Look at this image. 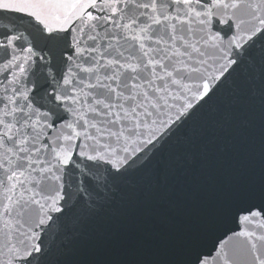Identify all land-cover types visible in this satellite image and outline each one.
<instances>
[{
	"label": "snow or ice",
	"instance_id": "6c2138e0",
	"mask_svg": "<svg viewBox=\"0 0 264 264\" xmlns=\"http://www.w3.org/2000/svg\"><path fill=\"white\" fill-rule=\"evenodd\" d=\"M0 264H264V0H0Z\"/></svg>",
	"mask_w": 264,
	"mask_h": 264
}]
</instances>
